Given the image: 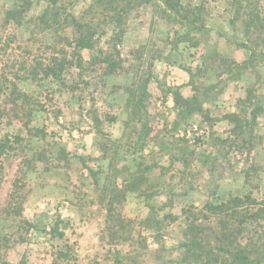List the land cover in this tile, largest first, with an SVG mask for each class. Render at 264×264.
I'll return each mask as SVG.
<instances>
[{"label": "rangeland", "instance_id": "obj_1", "mask_svg": "<svg viewBox=\"0 0 264 264\" xmlns=\"http://www.w3.org/2000/svg\"><path fill=\"white\" fill-rule=\"evenodd\" d=\"M259 16L264 0H0V143L21 138L0 154V264H184L193 207L263 201Z\"/></svg>", "mask_w": 264, "mask_h": 264}, {"label": "trees", "instance_id": "obj_2", "mask_svg": "<svg viewBox=\"0 0 264 264\" xmlns=\"http://www.w3.org/2000/svg\"><path fill=\"white\" fill-rule=\"evenodd\" d=\"M46 14H43L39 20L45 23L47 29ZM72 21L75 30L73 32L74 50L90 48L91 34L84 30V24L75 19ZM258 23L264 28V18L261 19L259 16ZM57 61L56 57L52 58L54 64ZM51 70V67L44 68L45 77L49 76ZM31 74L35 76V73ZM17 96L21 98L22 95L18 94ZM23 107L24 103L22 106H17L21 109ZM20 141L21 138L16 135L12 141L1 142L0 154L7 147ZM112 178L114 180L109 182L110 185L106 184L107 179H105V184L99 189V201L105 202L107 217L112 220L110 232L114 231L116 225H121L123 222L120 220V212L117 211V208L126 200L129 191L126 183L125 185L118 184L116 175ZM13 214L17 213L13 212ZM187 215H190L189 224L180 246L182 263L264 264V200L258 202L251 200L249 196L229 197L220 202L209 200L201 208L193 207ZM58 237L63 238L64 234L59 233ZM65 247L70 248L69 245ZM57 256L65 259L73 258V255L68 256L66 250H60L57 252Z\"/></svg>", "mask_w": 264, "mask_h": 264}]
</instances>
